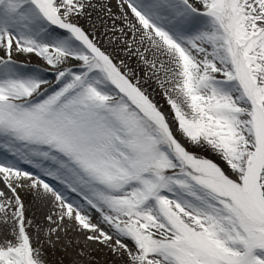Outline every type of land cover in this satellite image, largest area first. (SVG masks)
Listing matches in <instances>:
<instances>
[{"label":"snow or ice","instance_id":"obj_1","mask_svg":"<svg viewBox=\"0 0 264 264\" xmlns=\"http://www.w3.org/2000/svg\"><path fill=\"white\" fill-rule=\"evenodd\" d=\"M117 6L0 0V264H48L42 235L69 230L123 264H264V0ZM93 10L171 120L81 25Z\"/></svg>","mask_w":264,"mask_h":264},{"label":"rangeland","instance_id":"obj_2","mask_svg":"<svg viewBox=\"0 0 264 264\" xmlns=\"http://www.w3.org/2000/svg\"><path fill=\"white\" fill-rule=\"evenodd\" d=\"M108 3L112 12L119 15V9L117 6L118 0H108ZM80 23L86 30L90 32L94 30L101 45L109 51L115 50L117 53V59L123 60L129 68L133 69L141 81V86L146 89L150 98H152L158 106L162 107V110L171 120V111L162 90L155 82V78H150L149 70L140 62L138 56L134 54V49L133 54H128L123 50V44L113 37L111 32L112 19L107 13L101 10H93L91 17L81 19ZM116 25L118 27L122 26L119 20L116 21ZM109 38L113 39L112 44L108 43ZM17 59L29 61L30 66L47 68V65L35 56L18 57ZM146 73H148V75H146ZM173 127L175 130V126ZM177 136L179 138L178 133ZM182 142L186 143V141ZM189 148L191 151L219 161V158L212 155L210 151L191 148V146H189ZM0 188H3L2 184H0ZM20 196L25 202L28 217L37 222L38 220H41L38 223L44 222V216L41 215L40 209L34 204V196L27 190H20ZM43 239L45 241L43 242V250L46 254L48 264H73V262H79V264H123L122 259L114 255L112 251L104 245L91 242L85 245L84 236L74 230H69L67 233L61 232L59 238L55 235L51 238L43 235Z\"/></svg>","mask_w":264,"mask_h":264},{"label":"bare ground","instance_id":"obj_3","mask_svg":"<svg viewBox=\"0 0 264 264\" xmlns=\"http://www.w3.org/2000/svg\"><path fill=\"white\" fill-rule=\"evenodd\" d=\"M34 204L38 209H40L41 215L45 217V215L48 213L49 205L47 207V205L37 201L35 198H34ZM40 221L41 220H38V222Z\"/></svg>","mask_w":264,"mask_h":264}]
</instances>
